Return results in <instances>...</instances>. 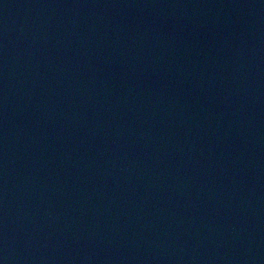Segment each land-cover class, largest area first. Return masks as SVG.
<instances>
[{
  "label": "water",
  "instance_id": "1",
  "mask_svg": "<svg viewBox=\"0 0 264 264\" xmlns=\"http://www.w3.org/2000/svg\"><path fill=\"white\" fill-rule=\"evenodd\" d=\"M0 264H264V0H0Z\"/></svg>",
  "mask_w": 264,
  "mask_h": 264
}]
</instances>
